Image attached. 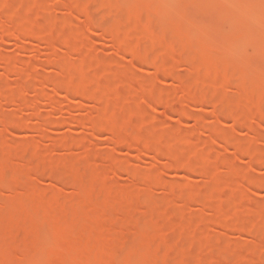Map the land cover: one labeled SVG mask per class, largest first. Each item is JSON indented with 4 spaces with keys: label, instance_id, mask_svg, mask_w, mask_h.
<instances>
[{
    "label": "rangeland",
    "instance_id": "obj_1",
    "mask_svg": "<svg viewBox=\"0 0 264 264\" xmlns=\"http://www.w3.org/2000/svg\"><path fill=\"white\" fill-rule=\"evenodd\" d=\"M152 1L153 0H122L120 4H116V0H98V5L101 7L99 9H102L101 3L105 6L109 5L108 8L112 6L116 9L118 7V10L112 11H119L120 17L111 16L109 9L103 5L105 9L107 8L108 10L103 9L104 11H100V15L106 17V19L103 20L104 22L100 21L101 25L92 27L93 25L89 26L86 22L87 20L85 21L86 18H84L85 14L89 11V9L86 10L87 7L85 8L88 4L86 3L88 0H0V57H4L3 62H0V92H4L3 95L5 93L8 94V96L10 95V98L13 97V100L11 99L12 102H7L10 101L9 98H7L8 100H2L4 97H1L2 99L0 98V113L2 112L0 118L3 116L6 120L9 117V120L6 121H4L3 118H1L2 120L0 119V141L3 142L2 144L0 143V148L3 149V151L1 150L0 152L3 154L2 156L0 154V231L2 235H5L2 236V238L0 236V264H14L20 257L26 258L16 261L19 262L21 260L22 262L20 261L21 263L19 262V264H44V262L45 264H53L54 262V264H60L61 262V264H63L65 258L70 259V256L72 258V253H74L75 260H77L76 257L78 256L75 255L77 251V249L76 251L74 249L75 245L77 247L80 245L81 247L83 246L82 249L84 253H87L88 250L89 252H93V256H95L97 260L99 259L97 256H100V254L104 255L103 252L108 247L107 249H110L109 252H111V255L108 256L107 254L108 260V258L113 256L112 253H114L115 250H119L118 248L121 247L123 243H126L128 239L132 240H129V248L127 247L126 253L124 254L126 256L110 258L109 260H113V262L110 261L111 264H193L190 263V261H193L194 264H200L199 259L202 257L201 264H264V119L262 121L259 120L260 115H258V120L257 117L254 118L251 116V118L253 117L255 120L251 119L253 121L250 120L251 122L245 125L240 124L241 122L236 120L235 114H230L231 111H235V109L236 111H245L242 113L247 114L249 111L255 112L253 109L256 104L253 101H255L257 97L264 98V93H262L264 92V48L261 46L264 44V41L261 42L264 40V0H256L259 2L256 8L255 5L253 6L252 4L255 0H251L253 7L250 8V5L249 7H247V5L244 10L242 9L243 11L238 6L236 7L234 5L233 7L237 9L233 7L228 8V6H226L228 0H216L215 3L218 2V8L215 10L205 9L199 13L200 16L198 17H194L195 14L190 17L188 16L193 22V26L188 30V37L184 33V31H186L184 22L188 15L186 12H189V10L186 11L187 3L189 5L190 2L193 3L198 0H173V2L171 0V3L167 2V4L165 2V7L160 13L150 10V6L155 4V2L157 3V1L159 2V0H154V3H152ZM200 1L204 4L207 2L208 4L209 0ZM211 1L212 0L209 2L211 3ZM236 1L239 0H235V2ZM82 4L84 6H82ZM31 6L38 7L36 12L39 13V18L35 16L37 14L35 8L33 7L34 9H32ZM27 7H30L34 12H30V8H28L29 12H27L28 9L27 11L25 10ZM89 7L93 9V11H97L98 8L92 4H90ZM137 12H143L144 16L138 15V17H135V13ZM4 13L6 18L4 17ZM133 16L135 18H133ZM34 17H37L38 21L36 20L37 18L34 19ZM27 19L32 23L28 22ZM127 19L129 21H127ZM194 19L196 20L195 22ZM252 22L253 24L255 22L257 25L259 24L258 26L261 32L258 30L259 32L257 31L255 33H257L260 38L262 37V40L258 38L261 41L257 39L259 41L257 45L253 46L255 42H252V45L249 44L251 47L248 46L246 41H243V43L242 41L239 43L235 41L234 43V40L237 39L236 37L241 36V29H239L238 26L242 24L243 27L246 28L245 25L248 24L253 28ZM11 24L15 27L13 28L18 31L19 29H21V31L26 30V27L23 26H27L28 28L31 26L30 28H34L35 30H32L37 33L32 31L31 36L27 31H25L27 34L24 32L23 34L19 31L20 34L18 33V36L15 35V37L13 35L16 33H4L7 26L9 25V27H11ZM116 25H119L118 28ZM9 27L8 29L12 28ZM112 27H114L112 33H117L115 36L112 35L114 36V42L117 40L121 42V44H125V46H128L126 49H129L128 51L130 52L126 51L124 47L125 53L118 51V47H116L118 43H113V41L108 38L109 35L106 36V34H104L108 31L107 29L110 30L111 28L112 30ZM1 28L5 29L1 30ZM119 28L122 29L123 32L124 28H126L123 33L124 35H121L122 32ZM248 28L250 27H247V29ZM109 32L110 31H108L107 34H109ZM33 34L35 35L33 36ZM249 34L251 33L249 32ZM249 34L246 33L248 38L250 37ZM257 34H254V36ZM117 35L118 37H116ZM246 35L244 34L242 38ZM255 37L257 38V36ZM36 38L40 39L41 42L35 40ZM183 38H187V40L185 39L186 43H193L192 46L190 45L191 43L188 44L190 46L187 47V51L183 50V52H181L179 48H172L174 44L178 43L177 45H181V39ZM245 39L246 38H243V40ZM252 39L250 41H252ZM44 43L46 44L44 45ZM240 44H243V47ZM258 44L261 47H259ZM137 45L138 49L135 48L136 50H133L136 55L134 54L132 56V49ZM153 45L154 47H151ZM130 46H132V49ZM147 46H149V48ZM160 46L162 48H160ZM143 47L147 48L145 51L150 48H152L153 51L150 49L147 52L144 51L145 55L144 53L141 55ZM154 51L156 52L155 56L159 59L158 64L155 63V65L153 64L155 61L153 59L155 57L154 55H152L154 56L153 58L150 57V59L152 58L151 62L147 61V58L150 60V54L148 55V53L154 54ZM232 51L233 53H231ZM138 52L139 55H137ZM174 52L177 54L175 56H178V54L181 55L179 64L175 61L177 64L175 66L173 64ZM230 53L232 55H230ZM136 56L140 57L137 58ZM144 57L146 58V62L142 59ZM188 57L193 58L190 59ZM4 60H6L5 64ZM164 61L168 63L166 62L167 64H165ZM189 61L190 63L192 61L190 65ZM161 62L163 64H161ZM211 62H218L217 68L221 67V70H215V64H211ZM195 63L196 65L198 63V72L197 69L195 70ZM55 65L59 67L57 68ZM168 65L173 67L171 68L169 66L167 68ZM212 65H214L213 67L215 68H213ZM200 66L202 67L201 69ZM161 67H163L164 70L160 72L159 75V69L157 70V68L161 69ZM206 68H208L207 71L209 70L208 74H205L207 73ZM226 68V71H228L229 68L230 70L233 68L237 74L236 80L231 83L229 82V84H225L228 82L223 81ZM213 69L217 71L218 75L222 73L219 75V77L222 76V78H217V80L219 79L218 81H216V78L212 79V77H214L213 72L212 76L209 75ZM224 71L225 73H223ZM199 73H201L200 78H202L201 81L204 82V85H202L201 82V84L195 88L196 85L193 82L195 81V75L198 74L199 76ZM189 78L190 80H188ZM81 79H84L85 82L83 80V83ZM122 80L125 82L122 83ZM215 81L217 83L219 81L221 83L223 82V85H219ZM180 82L185 88L183 86L181 87ZM205 83H207L206 86ZM26 84H36L37 86H28ZM83 84L85 85L84 89L86 91L84 97L81 96L77 88L84 86ZM193 84L195 86H193ZM177 87L180 89L183 88L184 90L182 89L180 92V89ZM192 87H194L195 91L197 89V91L191 94L189 92ZM186 88H189L190 91ZM241 88L244 92L240 91ZM200 89L201 91H198ZM102 90L107 92L108 98L111 96L108 99L110 102H107L108 100L105 101L107 95L103 94L105 92ZM245 90L249 91L251 100L254 96L255 99L253 98L251 101ZM100 91H102L104 96L106 95L105 99H103L104 102L103 100L101 101L105 104L106 102L108 103L104 108L102 107L103 103L101 104L100 102L97 107L94 102H97V95L99 97L102 96ZM250 92H253L254 96H252L253 94ZM150 93H152V97H154L153 95L156 96L150 98ZM183 93H187L188 95ZM261 93L263 97H261ZM239 94H242L243 97ZM245 94H247L248 98ZM93 96H95V100ZM163 96L167 97L164 98ZM205 97H208V100L215 97L213 98L215 99L214 104L226 103L225 105L227 106H224L226 108L228 107L227 110H232L228 112L225 110L226 108L223 109L221 106L216 107L217 105H210L211 103L207 105V98L205 99ZM216 97L220 99L218 100ZM102 98L103 97H101V99ZM243 98H246L247 101H242L244 100ZM248 99L255 104L253 107L251 106L252 103H249L250 101L248 102ZM118 100L121 102L117 103ZM24 102L25 105L27 103V106L30 107L24 106ZM262 103H264V99ZM50 104L55 105V108L51 107ZM109 105L111 106L110 111H112L110 113L107 109ZM250 106L251 109L249 108ZM221 109H223V112L227 111L230 115H228V113L226 114V112L222 113ZM116 110L119 115L116 113ZM176 111H179V113ZM251 112H249V115L252 114ZM103 113H105V117L102 116ZM100 115V119H97ZM110 115H114L115 117H110V119ZM116 116L120 120L117 119ZM91 121H94L95 124L99 123L100 126L109 123L108 125L110 127L108 125H106V127L108 126L113 130L115 129L114 132L117 131L119 137L127 138V134L131 133V136H134L133 138L135 139L142 135L140 139H143V142L145 141L144 143H150V146L148 147L147 144L142 142L143 147L135 149L136 147H129L125 142L123 143L127 147L123 145V143L120 145L121 141L118 142L119 144L117 142L114 143V141H112V136L109 135L107 131L105 132L102 129H97V127L96 129L92 128L91 126L94 122ZM257 121H259V123H256ZM81 122L82 124L78 125ZM119 124H123L121 128ZM118 127L119 129H117ZM218 130L221 134H219ZM213 134H217L218 136H214ZM222 134L229 138L231 137V139H236V141L233 140L235 145L233 141L232 143L228 141L229 145H226L224 136H221ZM150 135L155 141L149 138L151 137ZM189 138L191 142H189ZM239 142L240 145L248 144L246 147L243 145L245 149L248 148L249 145L252 147L251 149L254 148V154H247L250 147L246 149L247 153H242L239 149L237 150L238 146H240ZM33 143L36 148L32 145ZM3 146L8 149H4ZM141 149L143 151H140ZM24 150L29 155H25L26 153ZM249 151L252 150L249 149ZM27 156L29 157L26 158ZM190 156H192V158ZM206 157L208 158L206 159ZM111 159L115 162H112ZM179 160H182V162L185 161V164L188 163V160H191L189 162L193 163L196 169L198 166L199 169L205 166L208 171L204 167V170L202 169L204 172L203 174H201V170L197 171L196 169L190 171L187 169L186 171L182 170L184 168L182 167L181 169L182 162L180 163ZM82 161L85 165L87 164L86 166L89 170L84 171L85 168L82 170ZM103 161H105V163ZM205 162H207V164ZM201 163L203 166H201ZM39 164L40 167L37 166V169L42 167L45 170L47 166L48 168L52 167L61 171V174L64 173L63 175L67 178L69 177L68 181L70 179L73 181L84 180V184L87 183L89 185L86 184L87 190L85 196L79 197L76 192L77 190L71 185V182H54L55 180H51L48 174L46 175V173L44 174L43 172L37 174L32 172L33 174L31 175L29 168ZM125 165H127V169H125ZM13 167H18L19 170L22 171L21 174L23 176L25 175L24 178L20 176L23 181L19 180L20 178L17 179L18 176L13 173H5L6 168V170L9 169L8 171L10 172ZM92 170L93 172H91ZM205 170L208 172L207 174ZM58 172L56 173L58 174ZM198 172H200V174ZM93 173H95V175ZM96 175H98L99 178ZM207 175L210 176L208 177ZM27 176L30 177L27 178ZM95 176L97 178H95ZM62 177L63 176H61V178ZM225 182L227 183L225 184ZM187 184L188 186H186ZM15 186L17 189H15ZM184 187L185 189H183ZM92 188L94 190L96 189L95 193ZM90 189H92L91 193H89ZM138 189L140 191L139 193ZM92 192L94 194H92ZM49 193L50 196L48 195L49 197H45V195ZM32 194H34V196L35 194L36 196L40 195L41 198H45H43V200H45L46 206L48 205L47 211L50 215L45 212L46 206L44 203H42L45 206L43 207L44 210L41 207L42 204L40 205L38 203L36 205L33 202L28 203V197L30 198L28 195H31V198H33L34 196ZM101 194L103 196H101ZM133 198L136 201H133ZM219 198L225 201L222 202ZM214 199L218 200L215 201ZM49 202L51 204H49ZM116 202H118L120 206H123L120 208ZM32 204L36 206L39 205L40 207H38V209H42L43 214L40 210L39 213L41 215H38V209L36 210L37 207L31 206ZM52 205L55 211H61V213L64 211L62 214L67 213V215H70L68 218L66 215H63L64 218L60 221L62 224L59 222L60 224L57 223V225H55L54 222H52L51 224L54 225H50L52 228H49L47 235L41 232L39 233V227L42 222H44V215L46 214V217H53L51 216L54 211L53 208H51ZM122 207L125 209H122ZM28 208H31V210ZM76 210L79 212H77L76 216H72L71 213H74ZM30 212L31 214L28 216ZM122 213H124V215H122ZM176 213L178 217L175 215ZM117 214V218L121 217L119 218L120 220L124 219V221L121 220L119 222L124 224L123 227L122 225L120 227V224L117 223L114 224L113 228L111 223L110 225L112 227L110 226V228L112 229H110V231H113L109 232L110 235L107 236L102 233L103 238H100L101 234H98L96 229L98 228L99 230L102 224H104L101 218H104V216L108 217V215L109 217H112V215L116 217ZM145 215H147L146 217L148 220L145 219ZM172 215L177 218L175 217V219ZM36 216L37 218H40V216L43 218L41 217L42 219L39 222ZM63 216L60 215V218ZM49 218H47V220H49ZM172 218H174V220H172ZM26 219H29L31 224H29ZM7 221H11V224H7ZM12 221L14 222L13 225ZM25 221L27 226L24 223ZM35 221L38 225L40 224L39 227L36 225ZM154 222L157 223L155 224ZM169 222L171 225H169ZM32 223H34L33 225L36 227L32 226ZM83 223L87 227V231L85 230L86 233L82 235L85 242L81 237L76 235V231L80 226H83ZM2 224L5 227L2 226ZM125 224H127L126 227H124ZM115 225L117 226L115 227ZM131 225L132 227L130 229ZM13 226L15 227L13 228ZM167 226H173V228L171 227L170 230ZM54 227L57 228L55 229ZM257 227L259 229H257ZM75 229L77 230L75 231ZM93 231H96L95 234L97 235H92ZM74 232L76 234H74ZM128 234L136 235H133V238H129ZM137 235L138 238L136 239ZM50 236L52 238H50ZM78 237L79 240L81 238L82 241L76 240ZM140 237L145 243L140 241L142 240ZM149 237L151 240L152 237L154 238L152 241L155 246L152 247L153 244H150L152 243L150 242L151 240L147 239ZM156 238H158V240ZM24 240L31 244V247L33 246L32 244H34V247L38 244L41 245V247L30 250L29 252L31 253H28L29 256H27V253L23 254L22 250L21 252L19 251V246H23L21 242ZM72 240H76L79 243L76 242L73 247L74 250L69 248ZM11 241L14 243L13 247ZM138 241H140L139 243L141 244H139ZM158 241H160L162 245L164 244L165 250L168 249L164 253L166 256V252L170 253H168V258L161 253L160 254L165 257H163L164 259H161V257L159 259L157 256L159 251L158 246L160 244ZM131 242L133 244H131ZM166 242L167 245L165 244ZM193 243L196 248L198 247L197 249L193 246ZM52 244L55 247H53ZM55 244H58V246ZM139 245L141 246L139 247ZM14 247L15 249L19 248V255L16 253L17 251L14 250ZM44 247H46L45 250ZM103 248L105 249L102 250ZM85 249H87V252ZM216 249H218L219 252ZM78 250L80 249L78 248ZM95 250L96 253H94ZM97 251L101 253L98 254ZM130 252L135 255L133 256ZM191 253L193 257H191ZM217 253L218 255L216 256ZM128 254L130 258L127 257ZM240 254L243 257L245 256L244 260L243 257L242 259L238 257ZM223 255L225 257H223ZM15 256H17V259ZM186 256L188 258H185ZM198 256L199 259H197ZM234 256L236 258H234ZM96 258H94V261L92 259H87V262L84 261L86 264H90L89 262L94 264L93 262L97 263V261H95ZM215 258L217 259L216 261ZM103 259L105 258H102V260ZM142 259L144 260L141 261ZM187 260H189V263H187Z\"/></svg>",
    "mask_w": 264,
    "mask_h": 264
},
{
    "label": "bare ground",
    "instance_id": "obj_2",
    "mask_svg": "<svg viewBox=\"0 0 264 264\" xmlns=\"http://www.w3.org/2000/svg\"><path fill=\"white\" fill-rule=\"evenodd\" d=\"M72 1H76V0H72ZM121 1H122V0H121ZM121 1H120V0H116V4H117V3L120 4ZM199 1H200V0L195 1V2H193V3L190 2L189 5H188V3H187V7H186L187 9H186V11L189 10V12H188V11L186 12L188 15H187V18H186V20H185V22H184V24H185V30H186V31H184V33L186 34L187 37H188V33H189V31H188L189 28H190L191 26H193V24H192L193 22H192V20L189 18L191 15L193 16V15L195 14L194 17H195V16L198 17V16H200L199 13L202 12V11H204L205 9L215 10L216 8H218V5H217L218 2L215 3L216 0H212L211 3L209 2V1H210V0H209V1H208V4H207V2L205 3L206 5H205L204 3H202L201 1H200V2H199ZM204 1H205V0H204ZM165 2H166V4H167V2H170V3H171V0H159V2H158V1H157V3L155 2V4H153L152 6H150L151 8H150V7H149V8H150V10H152L153 12L160 13V12L163 11V8L165 7V6H164V5H165ZM172 2H173V0H172ZM28 3H29V2H28ZM28 3H27V4H28ZM33 3H34V2H33ZM35 3H36V2H35ZM86 3H88L89 5L92 4V5L96 6V7H98V8H97V11H96V10L93 11V9H91V8L89 7L88 4H87L88 6H87V5L85 6V8L87 7L86 10L89 9L88 12L86 11L87 13L85 12L86 14H85V17H84V18H86L85 21L87 20V21H86L87 24H88L89 26H92V25H93L92 27H94L95 25H96V26L101 25V24H100V21L104 22L103 20L106 19V17L101 16V15H100V11H102L103 9H105V7L108 8V6H109L108 4H109V3L107 4L108 6H105L104 4L101 3L102 9H99V8H101V7H99L100 5H98V3H99L98 0H88V2H86ZM112 3H113V2H112ZM152 3H154V0L152 1ZM251 3H252L251 0H239V1H236V2H235V0H228V1L226 2V6H228V8H232L233 5H234V6H236V7L238 6L241 10H242V9L244 10V8H246L247 5H248L247 7H249V5H250V8H252V7L255 5V8H256V6L259 4V2L256 1V0L253 1V3H252L253 6H252ZM30 5H31V3H30ZM30 5H28V6H30ZM33 5H34V4H33ZM35 5H36V4H35ZM38 5H39V4H38ZM38 5H37V6H38ZM103 5H104L105 7H104ZM111 5H112V4H111ZM219 5H220V3H219ZM37 6H36V7H37ZM40 6H41V5H40ZM82 6H84V5L82 4ZM113 6H114V5H113ZM230 6H231V7H230ZM25 7H26V5H25ZM31 7H32V6H31ZM33 7H34V6H33ZM33 7H32V9L35 8V12H36V11H37L36 9H38L39 6H38L37 8H36V7L33 8ZM224 7H225V5H224ZM236 7H233V8H236ZM257 7H258V6H257ZM14 8H15V7H14ZM28 8H30V7L25 8V10L27 11ZM107 8H106V9H107ZM114 8H115V7H112V6H111L110 8H108L110 12H109V11H107V12L111 13V16H113V17H117V16L120 15V14H119V11H112V10H118V9H117L118 7H117L116 9H114ZM203 8H204V9H203ZM239 8H238V9H239ZM106 9H105V10H106ZM108 9H107V10H108ZM236 9H237V8H236ZM16 10H17V9H16ZM90 10H91V11H90ZM137 10H139V9H137ZM211 10H210V11H211ZM241 10H240V12H241ZM243 10H242V11H243ZM31 11L34 12V10H31V8H30V12H31ZM103 11H104V10H103ZM142 11H143V10H142ZM152 11H151V12H152ZM206 11H207V10H206ZM208 11H209V10H208ZM221 11H222V10H221ZM223 11H224V10H223ZM225 11H226V10H225ZM227 11H228V9H227ZM236 11H238V10H236ZM27 12H29V9H28ZM105 12H106V11H105ZM132 12H133V10H132ZM192 12H193V13H192ZM36 13H37V12H36ZM133 13H134V12H133ZM156 13H155V14H156ZM184 13H185V12H184ZM191 13H192V14H191ZM112 14H113V15H112ZM152 14H153V13H152ZM34 15H35V14H34ZM38 15H39V13H37L35 16H37V17L39 18ZM121 15H122V14H121ZM135 15H136L135 17H138V15H139V16H144L143 12H137V13H135ZM26 16H27V15H26ZM31 16H32V15H31ZM111 16H110V17H111ZM188 16H189V17H188ZM4 17L6 18L5 13H4ZM37 17H34V19H36ZM108 17H109V16H108ZM113 17H112V18H113ZM119 17H120V16H119ZM135 17L133 16V18H135ZM27 18H28V17H27ZM30 18H31V17H30ZM38 18L36 19L37 21H38ZM127 18H128V17H127ZM133 18H132V19H133ZM181 18H182V17H181ZM108 19H109V18H108ZM119 19H120V18H119ZM122 19H123V18H122ZM182 19H183V18H182ZM184 19H185V17H184ZM27 21H28V19H27ZM123 21H124V20H123ZM127 21H129V20L127 19ZM189 21H190V22H189ZM195 21H196V20L194 19V22H195ZM28 22H30V21H28ZM33 22H34V21H33ZM182 22H183V21H182ZM256 22H257V21H256ZM256 22L254 23V24H256V25H254L253 22H252V26H253V28H251V25H248V24H246V23H245V24H246L247 26L244 24L246 28H244L242 24L239 25L238 27H239V29H241V36H240L241 38H240L239 36H237V37H236L237 39L235 38L236 40H234V43H235V41H236L237 43H239V42H241V41H242V43H243V41H246V43H248V46H249V44L252 45V42H255V43H256V44L254 43L253 46L257 45V43H258L259 41L262 40V39H261L262 37L260 38V37L258 36V34L255 33V32H257L258 30L260 31V28H259V26H258L259 24L257 25ZM25 23H26V20H25ZM30 23H32V22H30ZM35 23H36V22H35ZM106 23H107V22H106ZM8 24H9V23H8ZM27 24H28V23H27ZM27 24H26V25H27ZM191 24H192V25H191ZM9 25H10V24H9ZM9 25H8V26L6 25V26H7V29L4 30V33H5V32H7V33H8V32H11L12 34H13V33H16V34L13 35V36L15 37V35H17V34L19 33V31L22 32V33H23V32L25 33V31H27V32L30 33L31 36H32V31H33L32 29H34V28H30L31 26H29V28H28L27 26H23V27H26V30L21 31V29H19V31H18L17 29H14L15 27L12 26V24H11V27H12V28L9 27ZM16 25H17V24H16ZM112 26H113V25H112ZM118 26H119V25H118ZM118 26L116 25L117 28H118ZM195 26H196V25H195ZM260 26H261V24H260ZM262 26H263V25H262ZM2 27H3V26H2ZM4 27H5V26H4ZM8 27L11 28V29H8ZM13 27H14V28H13ZM106 27H107V26H106ZM114 27H115V26H114ZM114 27H112V30H111V28H110V30L107 29V28H106V29L112 33ZM136 27H137V25H136ZM182 27H183V26H182ZM247 27H250V28L247 29ZM27 28H28V29H27ZM108 28H109V26H108ZM122 28H123V27H122ZM258 28H259V29H258ZM262 28H263V27H262ZM3 29H5V28H3ZM3 29L1 28V30H3ZM23 29H24V28H23ZM115 29H116V28H115ZM119 29H120V28H119ZM119 29H118V33H119ZM125 29H126V28H124V32H125ZM193 29H194V28H193ZM252 29H253V31H252ZM7 30H9V31H7ZM34 30H35V29H34ZM104 30H105V29H104ZM147 30H148V29H147ZM191 30H192V29H191ZM194 30H195V29H194ZM197 30H198V29H197ZM249 30H250V31H249ZM108 31L105 32L104 34H106V36L109 35L108 38H110V40H112L113 43H115V44H116V42L118 43V44H116L117 46L114 44L116 47H118V49H117L118 51H121V53H122V52L125 53L124 50H125L126 48H128V46H125V44H121V42H119V41H117V40L114 42V38H113V37H114L117 33H115V34L112 33V34H111V33L109 32V34H107ZM115 31H116V30H115ZM120 31L122 32V34H121V33H120V34H121V35H124V34H123V33H124L123 30L120 29ZM143 31H144V30H143ZM170 31H171V30H170ZM170 31H169V32H170ZM222 31H223V30H222ZM259 31H258V32H259ZM27 32H26L25 34H27ZM33 32H35V31H33ZM102 32H103V31H102ZM249 32H250L251 34H249ZM260 32H261V31H260ZM24 33H23V34H24ZM35 33H37V32H35ZM146 33H147V31H146ZM182 33H183V32H182ZM184 33H183V34H184ZM246 33H248V34L250 35V37H249L250 39L248 38V36L246 35ZM19 34H20V33H19ZM30 34H28V35H30ZM38 34H39V33H38ZM104 34H103V35H104ZM120 34H119V36H120ZM185 34H184V35H185ZM192 34H193V33H192ZM242 34H243V35H242ZM244 34H245L247 37L245 36V37H243V38H246V39H248V40H246V39L243 40L242 36H244ZM254 34H257V35H255V36H257V38L254 36ZM10 35H11V34H10ZM28 35H27V36H28ZM34 35H35V34H33V36H34ZM80 35H81V34H80ZM84 35H85V34H84ZM112 35H114V36H112ZM259 35H260V33H259ZM263 35H264V34H263ZM17 36H18V35H17ZM37 36H38V35H37ZM37 36H36V37H37ZM177 36H178V35H177ZM177 36H176V39H177ZM179 36H180V35H179ZM261 36H262V34H261ZM116 37H118V35H117ZM183 37H184V36H183ZM189 37H190V36H189ZM34 38H35V37H34ZM252 38H254V39H252ZM255 38H256V39H255ZM258 38L261 39V40H259ZM30 39H32V38H30ZM79 39H80V38H79ZM185 39L187 40V38H185ZM185 39H184V38L181 39V41H182V44H181V45H177V44H178V43H177V44H174V46H173L172 48H179V51L183 52V50H186L188 46H190V45L192 46V45H193V43H191L190 41H189V42H190L191 44H190V43H186V42H185ZM251 39H252V41H250ZM257 39H258L259 41H258ZM263 39H264V37H263ZM35 40H37V41L39 40V41L41 42V40L38 39V38H36ZM70 40H71V39H70ZM149 40H150V38H149ZM42 41L44 42L43 39H42ZM79 41H80V40H79ZM121 41H122V40H121ZM152 41H153V40H152ZM177 41H178V40H177ZM177 41H176V42H177ZM204 41H205V40H204ZM248 41H250V42H248ZM263 41H264V40H262L261 42H263ZM40 42H39V43H40ZM261 42H260V43H261ZM82 43H83V42H82ZM45 44H46V43H44V45H45ZM172 44H173V43H172ZM188 44H190V45H188ZM198 44H199V43H198ZM198 44H197V45H198ZM151 45H152V44H151ZM161 45H162V44H161ZM175 45H176V47H175ZM240 45H241V44H240ZM263 45H264V44H263ZM263 45H261L262 48H264ZM47 46H49V45L47 44ZM140 46H141V45H140ZM140 46H139V47H140ZM163 46H164V45H163ZM241 46L243 47V44H242ZM253 46H252V47H253ZM258 46L261 47L259 44H258ZM258 46H257V47H258ZM123 47H124L125 49H123ZM130 47H131V49H132V46H130ZM137 47H138V45H137L136 47L134 46L133 49H132V52H133V50L138 49ZM147 47L149 48V46H147ZM151 47H154V45L151 46ZM232 47H233V45H232ZM234 47H235V46H234ZM249 47H251V46H249ZM49 48H50V46H49ZM135 48H136V49H135ZM140 48H141V47H140ZM144 48H145V47H143V50H142V52H141V53H142L141 55H143V53H144V55H145V52L149 51L150 49L153 51L152 48H150V49L147 50V51H145L147 48H145V49H144ZM160 48H162V47L160 46ZM160 48H158V49L161 50ZM181 48H182V49H181ZM262 48H261V49H262ZM164 49H165V48H164ZM191 49H192V47H191ZM252 49H253V48H252ZM256 49H257V48H256ZM128 50H129V49H128ZM128 50L126 49V51H128ZM159 50H158V51H159ZM194 50H195V49H194ZM263 50H264V49H263ZM144 51H145V52H144ZM164 51H166V50H164ZM186 51H187V50H186ZM223 51H224V50H223ZM235 51H236V50H235ZM235 51H234V52H235ZM258 51H259V50H258ZM128 52H130V51H128ZM134 52H135V51H134ZM134 52L132 53V56L135 54ZM150 52H151V51H150ZM189 52H190V51H189ZM236 52H237V51H236ZM153 53H154V54H152V53H148V55L150 54L149 59H150V57L153 58V57L155 56V53H156V52L154 51ZM174 53H175V54H174ZM174 53H173V54H174V55H173V57H174V62H173V64H174V66H175V65L179 64V61H180V59H181V58H180L181 55L178 54V56H175V55H177V54H176V52H174ZM179 53H180V52H179ZM198 53H199V52H198ZM231 53H233V51H232ZM231 53H230V55H232ZM259 53H260V52H259ZM180 54H182V53H180ZM234 54H235V53H234ZM238 54H239V53H238ZM135 55H136V54H135ZM137 55H139V52H138ZM148 55H147V56H148ZM152 55H154V56H152ZM227 56H229V55H227ZM134 57H135V56H134ZM136 57H137V56H136ZM139 57H140V56H138L137 58H139ZM206 57H207V56H206ZM206 57H205V58H206ZM225 57H226V56H225ZM3 58H4V57H2V58L0 57V62H3ZM152 58H151V59H152ZM155 58H156V59H155ZM188 58H190V57H188ZM192 58H193V57H192ZM192 58H190V59H192ZM6 59H7V58H6ZM135 59H136V58H135ZM142 59H143V61L146 62V60H145L146 58H145V57L142 58ZM151 59L148 60V58H147V61L151 62ZM153 59L155 60L153 64H154V65H155V63L158 64V62H159L158 57L155 56ZM172 59H173V58H172ZM184 59H185V58H184ZM206 59H207V58H206ZM240 59H241V58H240ZM7 60H8V59H7ZM138 60H139V59H138ZM140 60H141V59H140ZM185 60H187V59H185ZM237 60H238V59H237ZM152 61H153V60H152ZM160 61H162V60H160ZM175 61H176L177 64L175 63ZM193 61H194V59H193ZM212 61H214V60H212ZM215 61H216V60H215ZM5 62H6V60H4V64H5ZM145 62H144V63H145ZM164 62H165V64L168 63L167 61H164ZM166 62H167V63H166ZM197 62L199 63L198 60H197ZM246 62H247V61H246ZM191 63H192V61H191ZM191 63H190V61H189V65H190ZM198 63H197V65H198ZM202 63H203V62H202ZM207 63H208V62H207ZM4 64H3V65H4ZM56 64H57V63H56ZM58 64H59V63H58ZM161 64H163V63L161 62ZM211 64H215V67H216V68L213 67L214 65H212V67L215 68V70H218V69L221 70V67L217 68V67H218V64H219L218 62H216V63L211 62ZM133 65H134V64H133ZM138 65H139V64H138ZM138 65H137V66H138ZM146 65H147V64H146ZM193 65H194V64H193ZM193 65H192V66H193ZM195 65H196V63H195ZM197 65L195 66V70L197 69V72H198L199 69H198V66H197ZM201 65H202V64H201ZM1 66H2V65H1ZM6 66H7V65H6ZM143 66H144V65H143ZM148 66H149V65H148ZM169 66H170V65H168L167 68H168ZM7 67H8V66H7ZM55 67H57V66L55 65ZM58 67H59V66H58ZM58 67H57V68H58ZM101 67H102V66H101ZM149 67H150V66H149ZM158 67H159V66H158ZM170 67H171V66H170ZM172 67H173V66H172ZM172 67H171V68H172ZM190 67H191V66H190ZM196 67H197V68H196ZM203 67H204V65H203ZM205 67H206V66H205ZM201 68H202V67L200 66V69H201ZM95 69H96V67H95ZM97 69H98V68H97ZM158 69H159V72H158V73H159V75H160V72H162L164 69H163V67H161L162 70H161L160 68H157V70H158ZM207 69H208V68H206V71H207ZM262 69H263V68H262ZM93 70H94V69H93ZM160 70H161V71H160ZM191 70H192V68H191ZM193 70H194V66H193ZM195 70H194V71H195ZM203 70H204V69H203ZM211 70H212V69H211ZM215 70L213 69V71H211V74H209V75L212 76V72H213V73H214V77H212V79H215V78H216V81H218V80L220 79V77L222 78V76L219 77V75H221L222 73L218 75L217 71H215ZM220 70H219V71H220ZM226 70H227V68L225 69V71H226ZM219 71H218V72H219ZM225 71H224L223 73H225ZM208 72H209V70H208L207 73H205V74H208ZM215 72H216V74H215ZM156 73H157V71H156ZM191 74H192V73H191ZM200 75H201V73H199V76H198V74L195 75V76H196V77H195V81L193 82V83L196 85V86H195V85L193 84V86H195V88H196L198 85H200L201 82H202V85H204V84H203L204 82L201 81L202 78H200V77H201ZM202 75H203V73H202ZM217 75H218V76H217ZM260 75H261V74H260ZM193 76H194V75H193ZM210 76H209V79H210ZM215 76H217V77H215ZM223 76H224L225 78L223 77L224 80H223V79H222V80H223L224 82H226V81L228 82V83H225V84H229V82L231 83V82H233V81L236 80V76H237V74H236V72L233 70V68H232V70H230V68H229V70L226 71L225 75H223ZM263 76H264V75H263ZM186 78H187V77H186ZM217 78H219V79L217 80ZM192 79H193V78H192ZM192 79H191V80H192ZM261 79H262V78H261ZM263 79H264V78H263ZM83 80H84V79H83ZM83 80L81 79L82 82H83ZM176 80H178V79H176ZM179 80H180V79H179ZM188 80H190V78H189ZM182 81H183V80H182ZM182 81H181V82H182ZM206 81H207V79H206ZM210 81H211V80H210ZM216 81H215V82H216ZM84 82H85V80H84ZM84 82H83V83H84ZM119 82H120V81H119ZM124 82H125V81H124ZM124 82H123V80H122V83H124ZM128 82H129V81H128ZM181 82H180V83H181ZM183 82H184V81H183ZM183 82H182V83H183ZM187 82H188V81H187ZM126 83H127V82H126ZM182 83H181L180 85H181V87H182V86L184 87V85H182ZM184 83H186V82H184ZM184 83H183V84H184ZM198 83H199V84H198ZM210 83H212V82H210ZM213 83H214V80H213ZM216 83H217V82H216ZM222 83H223V82H222ZM222 83L219 81L217 84H219V85H223ZM244 83H245V82H244ZM120 84H121V83H120ZM127 84H128V83H127ZM148 84H149V83H148ZM178 84H179V82H178ZM206 84H207V83H205V86H206ZM214 84H215V83H214ZM217 84H216V85H217ZM26 85H28V86H37L36 84H26ZM83 85H84V84H83ZM123 85H124V84H123ZM125 85H126V84H125ZM150 85H151V84H150ZM211 85H212V84H211ZM256 85H257V84H256ZM260 85H261V84H260ZM38 86H39V85H38ZM126 86H127V85H126ZM40 87H41V86H40ZM80 87H81V86H80ZM80 87H77V88L79 89V92L81 93V96L84 97V96L86 95V93H85L86 91H85V89H84V88H85V85L82 86L81 88H80ZM202 87H204V86H202ZM253 87H254V86H253ZM256 87H257V86H256ZM262 87H263V86H262ZM152 88H153V86H152ZM177 88H178V87H177ZM184 88H185V87H184ZM199 88H200V87H199ZM242 88H243V87H242ZM242 88H241L240 91H243ZM80 89H81V90H80ZM99 89H102V88H99ZM103 89H104V88H103ZM178 89H180V88H178ZM182 89H183V88H181L179 91L181 92ZM186 89H189V88H186ZM203 89H204V88H203ZM203 89H202V90H203ZM256 89H257V88H256ZM256 89H255V90H256ZM258 89H259V88H258ZM153 90H154V89H153ZM183 90H184V89H183ZM251 90H252V89H251ZM260 90H261V89H260ZM102 91L105 92L104 90H102ZM102 91H100L101 94H102ZM187 91H188V90H187ZM189 91H190V89H189ZM191 91H192V92H191ZM191 91L189 92V93H191V94L195 91V90H194V87L191 88ZM196 91H197V89H196ZM196 91H195V92H196ZM198 91H201V89L198 90ZM245 91H246V90H245ZM252 91H254V90H252ZM98 92H99V91H98ZM154 92H155V90H154ZM202 92H203V91H202ZM204 92H205V91H204ZM243 92H244V91H243ZM246 92L248 93V97H249V91H246ZM0 93H1V94H0V95H1L0 98H1V97H4L3 99L1 98L2 100H6L7 98H9L10 101H7V102H12V100H13L12 98H13V97L10 98V95L8 96V94L5 93L6 96H7V97H6L5 94L3 95L4 92H0ZM40 93H41V92H40ZM106 93H107V92H105V93H103V94H106ZM156 93H157V92H156ZM250 93L253 94V92H250ZM258 93H259V92H258ZM262 93H264V92H262ZM262 93H261V94H262ZM103 94H102V96L99 94L101 97H103L102 99H101V97H99L98 95H97V96L95 95L98 104H97L96 101H94V102H95V104L97 105V107H98V105L100 104V102H101V104L104 102L103 99H105V96H106L107 94H106L105 96H104ZM150 94H151V95H150ZM150 94H149V95H150V98H151V97H152V93H150ZM181 94H182V93H181ZM183 94H187V93H183ZM208 94H209V93H208ZM243 94H244V93H243ZM251 94H250V95H251ZM134 95H136V94H134ZM187 95H188V94H187ZM239 95L241 96L242 94H239ZM239 95H238V97H239ZM245 95H246V97H247V94H245ZM256 95H259V94H256ZM45 96H46V95H45ZM95 96H93V97H94V100H95ZM136 96H137V95H136ZM153 96L155 97L156 95H153ZM158 96H159V93H158ZM158 96H157V97H158ZM160 96H161V95H160ZM183 96H184V95H183ZM210 96H211V95H210ZM252 96H254V94H253ZM260 96H261V95H260ZM5 97H6V98H5ZM93 97H92V99H93ZM110 97H111V96H110ZM110 97H109V98H110ZM112 97H113V96H112ZM114 97H115V96H114ZM154 97H152V98H154ZM157 97H156V98H157ZM163 97L166 98L167 96H166V97L163 96ZM200 97H201V96H200ZM211 97H212V96H211ZM241 97H243V95H242ZM248 97H247V98H248ZM261 97H263V94H262ZM99 98H100V99H99ZM109 98H108V95H107V99H105V101H107ZM137 98H138V97H137ZM158 98H159V97H158ZM164 98H163V99H164ZM206 98H207V99H206ZM209 98H210V97H209ZM213 98H215V97H213ZM213 98H211V99L208 100V97H205V99L207 100V105H209L210 103H211L210 105H213V104H214L215 99H213ZM216 98H217V97H216ZM253 98L255 99V96H254ZM253 98H252V100H253ZM258 98H259V100H258ZM11 99H12V100H11ZM14 99H17V98H14ZM92 99H91V100H92ZM98 99H99L100 101H99ZM114 99H115V98H114ZM116 99H117V98H116ZM118 99H119V98H118ZM160 99H161V98H160ZM217 99L219 100L220 98H217ZM217 99H216V100H217ZM243 99H244V98H243ZM249 99H250V97H249ZM249 99H248V102L251 100V99H250V100H249ZM260 99H261V100H260ZM263 99H264V98L257 97V98L255 99V101H253L256 105L253 104V103L251 102L252 100L249 102V103H252V104H251L252 107L255 105V107H254L253 110H255L256 113H255L254 111H253V112L249 111V112L252 113L251 115H249V114H250L249 112H248V114H247V113H242V112H245V111H242V112L239 111V110L236 111V109L234 108L235 111H233L232 109H229L230 111L232 110L230 114H231V115H232V114H233V115L235 114L234 116H235L236 120H238V121L241 122L240 124L248 125V122H251V121L255 120L254 118H256V117H257V120H258V115H260V119H259V120L262 121V120L264 119V103H262ZM7 100H8V99H7ZM17 100H18V99H17ZM101 100H103V102H102ZM111 100H112V99H111ZM120 100H121V99H120ZM137 100H139V99H137ZM203 100H204V99H203ZM203 100H202V101H203ZM206 100H204V101H206ZM218 100H217V102H218ZM241 100H242V99H241ZM245 100H246V98H245L244 100H242V101H245ZM256 100H257V103H256ZM112 101H114V100H112ZM116 101H117V100H116ZM161 101H162V100H161ZM202 101H201V103H202ZM220 101H221V100H220ZM220 101H219V102H220ZM246 101H247V100H246ZM246 101H245V102H246ZM258 101H259V103H258ZM107 102H110V101L108 100ZM107 102H106V104H108ZM120 102H121V101L118 100L117 103H120ZM163 102H164V101H163ZM166 102H167V101H166ZM226 102H227V101H226ZM51 103L54 104L53 102H51ZM114 103H116V102L114 101ZM139 103H140V102H139ZM222 103H224V102H222ZM106 104L103 103V104H102L103 106H102V105H101V106L104 108V106L106 107ZM121 104H122V103H121ZM166 104H167V103H166ZM205 104H206V102H205ZM225 104H226V103H225ZM225 104H220V103H219V104H214V105H217L216 107H220V106H221V108L225 109V108H226L225 106H227V105H225ZM227 104H228V103H227ZM27 105H28V104L26 103V105H25V102H24V106H26V107H30V106H27ZM50 105H51V104H50ZM164 105H165V104H164ZM224 105H225V106H224ZM54 106H55V105H51V107H54ZM124 106H125V105H124ZM228 106H229V104H228ZM251 106L249 107L250 109H251ZM102 107H99V108H102ZM107 107H108L107 109L109 110V113L112 112V111H110V107H111V106L109 105V106H107ZM119 107H120V106H119ZM137 107H138V106H137ZM230 107H232V106H230ZM54 108H55V107H54ZM121 108H122V106H121ZM124 108H125V107H124ZM245 108H246V107H245ZM249 108H248V109H249ZM118 109H119V108H118ZM137 109H138V108H137ZM174 109H175V107H174ZM174 109H173V110H174ZM176 109H177V108H176ZM223 109H221V110H222V113H225V112H226V114H227L228 112H230V111L227 110L228 107L225 109V110H227L228 112H227V111L223 112ZM111 110H112V109H111ZM119 110H121V109H119ZM177 110H178V109H177ZM0 111H1V110H0ZM123 111H124V110H123ZM179 111H180V110H179ZM179 111H178V112L176 111V112L179 113ZM34 112H35V111H34ZM100 112H101V111H100ZM131 112H132V111H131ZM240 112H241V113H240ZM1 113H2V112H1ZM1 113H0V115H1ZM97 113H98V112H97ZM101 113H102V112H101ZM116 113H117V110H116ZM116 113H115V114H116ZM180 113H181V112H180ZM254 113H255V114H254ZM104 114H105V113H103V115H102L103 117L106 116V115H104ZM117 114H118V113H117ZM134 114H135V113H134ZM230 114L228 113V115H230ZM246 114H247V115H246ZM3 115H4V114H3ZM118 115H119V114H118ZM118 115H117V116H118ZM127 115H128V114H127ZM256 115H257V116H256ZM117 116H116V118H117ZM134 116H136V115H134ZM251 116H253L254 118H253V117L251 118ZM95 117H96V116H95ZM100 117H101V115L98 116L97 119H100ZM110 117H115V116H114V115H113V116L110 115L109 118H110ZM120 117H121V116H120ZM122 117H123V116H122ZM127 117H128V116H127ZM1 118H3V116H2ZM1 118H0V119H1ZM6 118H7V117H6ZM3 119H4V121H6V120H9V117H8V119H6V120H5V117H4ZM95 119H96V118H95ZM110 119H111V118H110ZM117 119H119V118H117ZM124 119H125V118H124ZM124 119H123V120H124ZM251 119H253V120H251ZM1 120H2V119H1ZM112 120H113V119H112ZM119 120H120V119H119ZM123 120H121V121H123ZM125 120H126V119H125ZM250 120H251V121H250ZM7 122H8V121H7ZM76 122H77V121H76ZM91 122H94V121H91ZM106 123H107V122H106ZM117 123H120V122H117ZM117 123H116V124H117ZM122 123H123V122H122ZM256 123H259V121H257ZM260 123H261V122H260ZM80 124H82V122L79 123L78 125H80ZM97 124H98V125H97ZM97 124H95V122H94V124H93L92 126H91V125H90V126H91L92 128H94V129H96V127H97V129H102V130H104L105 132L107 131V133H108L109 135L112 136V139H113L112 141H114V143H116V142L118 143V142L121 141V144H120V145H122V143L125 142L129 147H133V148L136 147L135 149L143 147V143H144L145 141L143 142V139H140V137H142V135H141V136H138L139 138L136 136L137 138L134 139V138H133L134 136H131V133H130V134H127V138H123V137H121V136H120V137L118 136L117 131L114 132L115 129L113 130L112 128H109V127H110V126L108 125L109 123H108V124H104V126H103V125L100 126L99 123H97ZM106 125H108L109 127H108V126L106 127ZM111 125H112V124H111ZM121 125H123V124H119L120 128L122 127ZM99 126L102 127V128H100ZM114 126H115V125H114ZM98 127H99V128H98ZM105 127H106V128H105ZM115 127H116V126H115ZM124 128H125V127H124ZM105 129H106V130H105ZM117 129H119V127H118ZM214 129H215V128H214ZM218 131H219V130H218ZM218 131H217V132H218ZM124 132H126V131H124ZM217 132H215V133H217ZM114 133H115V134H114ZM116 133H117V134H116ZM127 133H129V132H127ZM213 133H214V131H213ZM219 134H221L220 131H219ZM119 135H120V134H119ZM133 135H134V134H133ZM139 135H140V134H139ZM191 135H192V134H191ZM213 135H214V134H213ZM143 136H144V135H143ZM150 136H151V135H150ZM163 136H164V135H163ZM214 136H218V135L215 134ZM219 136H220V135H219ZM221 136H224V139H225V141H226V143H225L226 145H229L230 142L232 143L233 140L236 141V139H231V137L229 138L228 136H225V135H223V134H222ZM131 137H132L134 140H133ZM153 137H154V136H153ZM158 137H160V136H158ZM158 137H157V138H158ZM161 137H162V136H161ZM174 137H175V136H174ZM1 138H2V137H1ZM144 138H145V137H144ZM149 138H152V136L149 137ZM2 139H3V138H2ZM152 139H153V138H152ZM152 139H151V140H152ZM160 139H161V138H160ZM67 140H68V139H67ZM144 140H146V139H144ZM147 140H150V139H147ZM153 140H154V139H153ZM161 140H162V139H161ZM3 141H4V140H3ZM75 141H77V140H75ZM154 141H155V140H154ZM162 141H163V140H162ZM228 141H229V143H228ZM68 142H69V141H68ZM68 142H67V143H68ZM142 142H143V143H142ZM150 142H151V141H150ZM152 142H153V141H152ZM157 142H159V141H157ZM189 142H191V141H190V138H189ZM0 143L2 144L3 142L0 141ZM80 143H81V142H80ZM159 143H160V142H159ZM227 143H228V144H227ZM233 143H234V145H235V142H234V141H233ZM243 143H244V142H243ZM250 143H251V142H250ZM1 144H0V145H1ZM118 144H119V143H118ZM144 144H147V143H144ZM153 144H154V143H153ZM236 144H237V142H236ZM241 144H242V142H241ZM251 144H252V143H251ZM5 145H6V144H5ZM32 145H34V143H33ZM123 145H125V144L123 143ZM147 145H148V147H149V146H150V143H148ZM147 145H146V146H147ZM154 145H155V144H154ZM239 145H240V142H239ZM243 145H244V144L238 146L237 150L239 149V151H242V153H243V152H244V153H247V152H248L247 154H250V155L254 154V151H253L254 148L251 149L252 147H250V145H249L250 148H249V147H248V148H249L250 150H252V151H249V149L246 148V149H248V151H247V150L245 149V147H246L248 144L244 145L245 147H244ZM34 146H35V145H34ZM125 146H126V145H125ZM146 146H145V147H146ZM156 146H157V145H156ZM251 146H252V145H251ZM1 147H2V146H1ZM7 147H8V145H7ZM7 147H6V148H7ZM68 147H69V146H68ZM126 147H127V146H126ZM236 147H237V146H236ZM3 148H4V146H3ZM6 148H4V149H6ZM15 148H16V147H15ZM31 148H32V146H31ZM35 148H36V146H35ZM71 148H72V147H71ZM151 148H152V147H151ZM154 148H155V147H154ZM7 149H8V148H7ZM11 149H12V148H11ZM148 149H149V148H148ZM1 150L3 151L2 148H0V152H1ZM144 150H145V149H144ZM151 150H152V149H151ZM157 150H158V149H157ZM4 151H5V150H4ZM140 151H143V150L141 149ZM246 151H247V152H246ZM10 152H11V150H10ZM24 152H25V150H24ZM151 152H152V151H151ZM159 152H160V151H159ZM25 153H26L25 155H29V154H27V152H25ZM154 153H156V152H154ZM239 153H241V152H239ZM0 154H1V153H0ZM32 154H33V153H32ZM177 154H179V153H177ZM2 155H3V154H1V156H2ZM257 155H258V154H257ZM4 156H5V155H4ZM172 156H173V155H172ZM174 156H175V153H174ZM174 156H173V159H174ZM179 156H180V155H179ZM179 156H178V157H179ZM196 156H197V155H196ZM196 156H195V157H196ZM201 156H202V155H201ZM255 156H256V154H255ZM259 156H260V155H259ZM28 157H29V156H27L26 158H28ZM88 157H89V156H88ZM170 157H171V156H170ZM190 157L192 158V156H190ZM1 158H2V157H1ZM168 158H169V157H168ZM171 158H172V157H171ZM171 158H170V159H171ZM175 158H176V157H175ZM179 158H180V157H179ZM183 158H184V157H183ZM187 158H188V157H187ZM193 158H194V156H193ZM196 158H197V157H196ZM200 158H201V157H200ZM207 158H208V157H206V159H207ZM89 159H90V158H89ZM184 159H186V158H184ZM197 159H199V158H197ZM206 159H205V161H206ZM221 159H222V158H221ZM258 159H260V158H258ZM111 160H112V159H111ZM120 160H121V159H120ZM177 160H178V159H177ZM194 160H195V159H194ZM218 160H219V158H218ZM260 160H262V159H260ZM83 161H84V160H83ZM83 161H82V163H83ZM101 161H102V159H101ZM109 161H110V160H109ZM109 161H108V162H109ZM168 161H169V159H168ZM171 161H172V160H171ZM171 161H170V162H171ZM179 161H180V163L182 162V160H179ZM179 161H178V162H179ZM183 161H184V160H183ZM186 161H187V160H186ZM189 161H191V160H188V163H187V164H185V163H186L185 161H184L185 163L182 162V164H181L182 166H181L180 164H178V163H175V164L180 165V166H181V169H182V167H183L184 169H182V170H185V171H186V169H187L188 171H190V170H195V169H196V168L194 167L195 165H193V163H190ZM200 161H202V160H200ZM214 161H215V160H214ZM263 161H264V160H263ZM103 162L105 163V161H103ZM112 162H115V161L112 160ZM176 162H177V161H176ZM196 162H197V161H196ZM198 162H199V161H198ZM203 162H204V159H203ZM208 162H209V161H208ZM210 162H211V161H210ZM216 162H217V159H216ZM79 163H81V162H79ZM82 163H81V164H82ZM173 163H174V162H173ZM183 163H184V164H183ZM205 163L207 164V162H205ZM227 163H228V162H227ZM17 164H18V163H17ZM102 164H103V163H102ZM113 164H114V163H113ZM113 164H112V165H113ZM122 164H123V163H122ZM209 164H210V163H209ZM222 164H223V163H222ZM41 165H42V164H41ZM76 165H77V164H76ZM84 165H85V164L83 163V165L81 166L82 170H83V168H85L84 171L89 170V169L87 168V166H86L87 164H86L85 166H84ZM109 165H110V164H109ZM119 165H120V164H119ZM198 165H200V164H198ZM198 165H196V166H198ZM5 166H6V165H5ZM26 166H27V165H26ZM37 166L40 167V164H39V165L32 166L31 168H29L31 175H32L33 173H34V174H37V173H42V172H43L44 174L46 173V175L48 174V176L51 178V180H52V179H53V181L55 180L54 182H56V181H57V182H61V183H70V182H71V185L77 190L76 192L78 193L79 197H80V196H85V192H86V190H87L86 188H87V185H88V184H87V183H86L87 185L84 184V180H82V181H75V180H74V181H73L72 179H70V180L68 181L69 177L67 178L66 176L63 175L64 173L61 174V171H59V170H57V169H54V168H52V167H49V168L52 169V170H51V169L48 168V166L46 167L45 170H44V168H42V167L39 168V169H37ZM125 166H126L125 169H127V165H125ZM180 166H179V167H180ZM201 166H203L202 163H201ZM210 166H211V165H210ZM91 167H92V166H91ZM108 167H109V166H108ZM203 167L205 168V166H203ZM203 167H200L201 169H199V166H198V168H197L196 170H197V171H198V170H201V174H203V173H204V172H203V170H204ZM212 167H213V166H212ZM2 168H3V166H2ZM15 168H16V167L11 168V171H10V172L8 171L9 169L6 170V169H7V168H6V169H5V173H6V172H8L7 174H9V173L12 174V173H13L14 175H17V176H18L17 179L20 178L19 180L23 181V180L21 179L20 176H22V177L24 178L25 175L23 176V175L21 174L22 171L19 170L18 167H17L16 169H15ZM27 168H28V167H27ZM86 168H87V169H86ZM89 168H90V167H89ZM193 168H194V169H193ZM208 168H209V167H208ZM0 169H1V167H0ZM40 169L43 170V171H41ZM202 169H203V170H202ZM205 169L207 170V167H206ZM210 169H211V168H210ZM38 170H39V171H38ZM49 170H51L52 172L49 171ZM54 170H55V171H54ZM206 170H205V173L207 174L208 172H206ZM12 171H13V172H12ZM44 171H45V172H44ZM46 171H47L48 173H47ZM58 171H59V172H58ZM126 171H127V170H126ZM128 171H129V170H128ZM207 171H208V170H207ZM209 171H211V170H209ZM0 172H1V170H0ZM32 172H33V173H32ZM56 172H58L59 175H58ZM79 172H80V171H79ZM79 172H78V173H79ZM81 172H82V171H81ZM91 172H93V170H92ZM17 173H18V174H17ZM75 173H76V172H75ZM198 173L200 174V172H198ZM209 173H210V172H209ZM0 174H1V173H0ZM20 174H21V175H20ZM49 174H50L51 176H50ZM90 174H91V173H90ZM93 174L95 175V173H93ZM60 175L63 176V177L61 178ZM70 175H71V174H70ZM153 175H154V174H153ZM68 176H69V174H68ZM96 176L99 178L98 175H96ZM96 176H95V178H97ZM151 176H152V175H151ZM202 176H203V175H202ZM207 176H208V175H207ZM207 176H206V177H207ZM209 176H210V175H209ZM209 176H208V177H209ZM29 177H30V176H27V178H29ZM59 177H60V178H59ZM71 177H72V176H71ZM155 177H156V176H155ZM15 178H16V177H15ZM66 178H67V179H66ZM133 178H134V176H133ZM65 179H66V182H65ZM153 179H154V176H153ZM157 179H158V178H157ZM207 179H208V178H207ZM15 180H16V179H15ZM24 180H25V179H24ZM59 180H60V181H59ZM61 180H62V181H61ZM148 180H149V179H148ZM213 180H214V179H213ZM140 181H141V180H140ZM147 182H148V181H147ZM216 182H217V181H216ZM218 182H219V181H218ZM138 183H139V182H138ZM226 183H227V182H225V184H226ZM229 183H230V182H229ZM143 184H144V183H143ZM143 184H142V185H143ZM219 184H220V183H219ZM14 185H15V184H14ZM182 185H183V184H182ZM223 185H224V184H223ZM228 185H229V184H228ZM228 185H227V186H228ZM263 185H264V183H263ZM88 186H89V185H88ZM90 186H91V185H90ZM137 186H139V185H137ZM183 186H184V185H183ZM186 186H188V184H187ZM186 186H185V187H186ZM202 186H203V185H202ZM229 186H230V185H229ZM229 186H228V187H229ZM15 187H16V186H15ZM139 187H140V186H139ZM141 187H142V186H141ZM144 187H145V186H144ZM185 187H184L183 189H185ZM223 187H224V186H223ZM228 187H227V188H228ZM231 187H232V186H231ZM89 188H90V187H89ZM177 188H178V187H177ZM15 189H17V187H16ZM92 189H93V188H92ZM92 189H90V192H89V193H91ZM106 189H107V188H106ZM106 189H105V190H106ZM140 189H141V188H140ZM178 189H179V188H178ZM231 189H232V188H231ZM235 189H236V188H235ZM93 190H94V189H93ZM135 190H137V189H135ZM135 190H134V191H135ZM145 190H147V189H145ZM186 190H187V189H186ZM36 191H37V190H36ZM95 191H96V189L94 190V193H95ZM142 191H143V190H142ZM142 191H141V192H142ZM184 191H185V190H184ZM222 191H223V190H222ZM47 192H48V191H47ZM49 192H51V191H49ZM103 192H104V191H103ZM103 192H102V193H103ZM129 192H130V191H129ZM139 192H140V191H139V189H138V193H139ZM144 192H145V191H144ZM171 192H172V191H171ZM35 193H36V192H35ZM39 193H40V192H39ZM94 193L92 192V194H94ZM183 193H184V192H183ZM221 193H223V192H221ZM221 193H220V194H221ZM86 194H87V193H86ZM92 194H91V196H92ZM111 194H112V193H111ZM111 194H110V196H111ZM113 194H114V193H113ZM136 194H137V193H136ZM141 194H142V193H141ZM143 194H144V193H143ZM225 194H226V193H225ZM32 195L34 196V194H32ZM46 195H47V196H46ZM46 195H45V197H49V196H50V193H49V194H46ZM48 195H49V196H48ZM145 195H146V193H145ZM28 196H30V198L28 197V201H29V202H28V201H25V202H28V203L33 202V203L36 204V205H37L38 203H39L40 205H41L42 203H44L45 206H46V202H45V200H43L44 197L41 198L40 195L36 196V194H35V196L33 197V198H34V200H33V198H31V195H28ZM101 196H103V195L101 194ZM132 196H134V195H132ZM139 196H141V195H139ZM139 196H138V197H139ZM35 197H36V200H35ZM141 197H142V196H141ZM147 197H148V196H147ZM222 197H223V195H222ZM222 197H220V198H222ZM40 198H41V199H40ZM220 198H219V200H220ZM223 198H224V197H223ZM29 199H31V200H29ZM44 199H45V198H44ZM133 199H134V198H133ZM139 199H140V198H139ZM144 199H145V198H144ZM46 200H47V198H46ZM48 200H49V199H48ZM142 200H143V199H142ZM174 200H175V199H174ZM214 200L217 201L218 199H217V200L214 199ZM221 200H222V202L225 201V200H223V199H221ZM221 200H220V201H221ZM227 200H229V199H227ZM133 201H136V200L134 199ZM138 201H140V200H138ZM112 202H114V201H112ZM28 203H27V204H28ZM53 203H54V202H53ZM53 203H52V204H53ZM78 203H79V202H78ZM116 203H118V202H116ZM135 203H136V202H135ZM171 203H172V201H171ZM49 204H51V203L49 202ZM123 204H124V203H123ZM175 204H176V202H175ZM175 204H174V205H175ZM218 204H219V203H218ZM36 205H33V204H32L31 206H36ZM76 205H77V204H76ZM117 205H119V203H118ZM117 205H116V206H117ZM23 206H24V205H23ZM25 206H26V205H25ZM28 206H29V204H28ZM28 206H27V207H28ZM31 206H30V207H31ZM45 206L42 204L41 207H42L43 210H44L43 207H45ZM47 206H48V205H47ZM47 206H46V208H45V209H46V211H45L46 213H48V211H47V208H48V207H47ZM77 206H78V205H77ZM119 206H120V205H119ZM121 206H123V205H121ZM121 206H120V208H121ZM133 206H134V205H133ZM36 207H37V208H36V210H37L38 207H40V206L38 205V206H36ZM55 207H56V206H55ZM117 207H118V206H117ZM117 207H116V208H117ZM31 208H32V207H31ZM31 208H28V209L31 210ZM51 208H53V205L51 206ZM76 208H78V207H76ZM99 208H101V207H99ZM33 209H34V208H33ZM42 209L39 208V209L37 210L38 212L36 211L38 215L40 214V213H39L40 210H41V213H42ZM80 209H81V208H80ZM84 209H85V208H84ZM117 209H118V208H117ZM122 209H125V208L122 207ZM53 210L55 211L54 208H53ZM58 210H59V209H58ZM77 210H78V209H77ZM77 210L74 211V213H71L72 216H73V215L76 216L77 212H79V211H77ZM130 210H131V209H130ZM51 211H52V209H51ZM54 211L52 212L53 214L51 215V216H53L54 218H53V217H50V216L46 217V214L44 215V216L46 217V218L44 217L46 220H45L42 216H40V218H37V216H36V219H37V220L39 219V222L41 221L42 218H43V220H44V222H42V224H41L40 227H39L40 224L38 225V223L35 221V222H36V225L39 227V230L37 229V230L39 231V233L41 232V233H44V234L47 235V231H49V228H50V229L52 228L50 225H54V224L57 225V223L60 224V223H61L60 221L62 220V218H64L65 215H66L67 218H68V216L70 215V214L67 215V213H66V214H62L64 211H62V213H61V211H58V212H57V210H56V211H55L56 216H55ZM99 211H100V210H99ZM105 211H106V210H105ZM126 211H127V210H126ZM233 211H234V210H233ZM72 212H73V211H72ZM81 212H82V211H81ZM83 212H84V211H83ZM122 212H123V211H122ZM132 212H133V211H132ZM172 212H173V211H172ZM243 212H244V211H243ZM57 213H58V214H57ZM59 213H61V214H59ZM69 213H70V212H69ZM87 213H88V212H87ZM106 213H107V212H106ZM117 213H118V212H117ZM139 213H140V212H139ZM169 213H171V212H169ZM177 213H178V212H177ZM177 213H176L175 215H177ZM232 213H233V212H232ZM244 213H245V212H244ZM29 214H31V212L28 213V216H29ZM42 214H43V213H42ZM48 214H49V213H48ZM84 214H85V213H84ZM88 214H89V213H88ZM101 214H102V213H101ZM109 214H110V213H109ZM112 214H113V213H112ZM119 214H120V213H119ZM128 214H129V213H128ZM172 214H173V213H172ZM40 215H41V214H40ZM49 215H50V214H49ZM60 215H61V216L64 215V216L60 218ZM106 215H107V214H106ZM110 215H111V214H110ZM122 215H124V213H122ZM140 215H141V214H140ZM179 215H180V214H179ZM28 216H27V217H28ZM30 216H31V215H30ZM99 216H100V215H99ZM101 216H102V215H101ZM117 216H118V214L116 215V217H114V215H112V217H109V215H108V217H107V216H104L105 219H104V218H101V219L104 221V224H102V226H101V228H99V230H98V228H97V229L95 228V229L98 231L97 233H98V234H101L100 238H103V237H102V233L106 234V236H107V235H110L109 232H112V231H113V230L110 231V229H112V228H110V226H111L110 224H111V223H112L113 228H114V224L119 223L121 220L124 221V219H121V220H120L119 218H121V217L117 218ZM119 216H120V215H119ZM146 216H147V215H145V219L148 220ZM31 217H32V216H31ZM38 217H39V216H38ZM41 217H42V218H41ZM49 217H50L51 219H50ZM66 217H65V219H66ZM123 217H124V216H123ZM172 217L175 218L176 216L172 215ZM177 217H178V215H177ZM177 217H176V218H177ZM29 218H30V217H29ZM34 218H35V216H34ZM47 218H49V220H47ZM99 218H100V217H99ZM174 218H172V220H174ZM176 218H175V219H176ZM30 219H31V218H30ZM36 219H35V220H36ZM178 219H179V218H178ZM178 219H177V222H178ZM181 219H182V218H181ZM18 220H19V219H18ZM26 220H27V219H26ZM32 220H33V219H32ZM43 220H42V221H43ZM86 220H87V219H86ZM131 220H132V218H131ZM137 220H138V219H137ZM141 220H142V219H141ZM151 220H152V219H151ZM158 220H160V219H158ZM162 220H163V219H162ZM169 220H170V219H169ZM27 221L29 222V219H28ZM55 221H56V222H55ZM65 221H66V220H65ZM127 221H128V220H127ZM132 221H133V220H132ZM135 221H136V220H135ZM149 221H150V220H149ZM10 222H11V221H9V222L7 221V224L10 223ZM12 222H13V221H12ZM16 222H17V220H16ZM19 222H20V220H19ZM28 222H27V223H28ZM32 222H33V221H32ZM52 222H54V224H51ZM59 222H60V223H59ZM133 222H134V221H133ZM151 222H152V221H151ZM24 223L26 224V221H25ZM24 223H23V224H24ZM63 223H64V222H63ZM85 223H86V222H85ZM101 223H102V222H101ZM101 223H100V224H101ZM121 223H122V222H121ZM121 223H119V224H120V227H121V225H122V227H123L124 224H121ZM127 223H128V222H127ZM154 223H155V222H154ZM156 223H157V222H156ZM156 223H155V224H156ZM169 223H170V222H169ZM175 223H176V222H175ZM3 224L5 225V223H3ZM3 224H2V226H4ZM10 224H11V223H10ZM10 224H9V225H10ZM13 224H14V222L12 223V225H13ZM19 224H20V223H19ZM25 224H24V225H25ZM29 224H31V223L29 222ZM33 224H34V223H32V226L36 227V226L33 225ZM61 224H62V223H61ZM129 224H130V223H129ZM177 224H179V223H177ZM9 225H8V226H9ZM12 225H11V226H12ZM20 225H21V224H20ZM126 225H127V224H125L124 227H126ZM140 225H141V224H140ZM153 225H154V224H153ZM169 225H171V223H170ZM173 225H174V224H173ZM175 225H176V224H175ZM5 226H7V225H5ZM5 226H4V227H5ZM26 226H27V224H26ZM59 226H61V225H59ZM116 226H117V225H115V227H116ZM143 226H144V225H143ZM145 226H146V225H145ZM179 226H180V225H179ZM228 226H229V225H228ZM256 226H257V224H256ZM9 227H10V226H9ZM14 227H15V226H13V228H14ZM83 227H85V228H83ZM111 227H112V226H111ZM131 227H132V225L130 226V229H131ZM146 227H147V226H146ZM171 227L173 228V226H169V227L167 226V228H169L170 230H171ZM222 227H223V226H222ZM222 227H220V228H222ZM258 227H260V226H258ZM258 227H257V229H259ZM7 228H8V227H7ZM10 228H12V227H10ZM54 228H55V227H54ZM56 228H57V227H56ZM56 228H55V229H56ZM80 228H81V229H80ZM80 228H79L78 230L75 229V231L77 230V231H76L77 234H76L75 232H74V234H76V235H78L79 237L82 238V235H84V234L86 233V231H87V227H86L85 224L83 223V226H82V227L80 226ZM82 228H83V229H82ZM149 228H150V227H149ZM149 228H148V229H149ZM153 228H154V227H153ZM157 228H158V227H157ZM0 229H1V227H0ZM32 229H33V228H32ZM34 229H36V228H34ZM100 229H101V230H100ZM115 229H116V228H115ZM115 229H114V231H115ZM127 229H129V228H127ZM139 229H140V228H139ZM144 229H145V228H144ZM151 229H152V228H151ZM169 229H167V230H169ZM223 229H224V228H223ZM2 230H3V229H2ZM85 230H86V231H85ZM122 230H123V228H122ZM124 230H125V229H124ZM145 230H146V229H145ZM155 230H156V229H155ZM6 231H7V230H6ZM53 231H54V230H53ZM90 231H91V230H90ZM126 231H127V230H126ZM132 231H133V230H132ZM132 231H131V232H132ZM136 231H137V230H136ZM143 231H144V230H143ZM149 231H151V230H149ZM149 231H148V232H149ZM153 231H154V229H153ZM249 231H250V230H249ZM51 232H52V231H51ZM88 232H89V231H88ZM95 232H96V231H95ZM95 232L93 231V234H92V235H94ZM100 232H101V233H100ZM124 232H125V231H124ZM129 232H130V230H129ZM151 232H152V231H151ZM151 232H149V233H151ZM155 232H156V231H155ZM157 232H158V231H157ZM247 232H248V231H247ZM49 233H50V232H49ZM146 233H147V232H146ZM149 233H148V234H149ZM30 234H31V232H30ZM37 234H38V233H37ZM89 234H90V233H89ZM89 234H88V235H89ZM148 234H147V235H148ZM38 235H39V234H38ZM51 235H53V234L51 233ZM95 235H97V234H95ZM125 235H126V234H125ZM128 235H129V234H128ZM128 235H127V236H128ZM130 235H131V236H130ZM130 235H129V238H131V237L133 238V235H134V234H133V235L130 234ZM135 235H136V234H135ZM135 235H134V236H135ZM153 235H154V234H153ZM0 236H1V238H2V236H5V235H2V234H1V231H0ZM33 236H34V235H33ZM36 236H37V235H36ZM89 236H90V235H89ZM89 236H88V237H89ZM98 236H99V235H98ZM140 236H141V235H140ZM143 236H144V235H143ZM44 237H45V235H44ZM47 237H48V236H47ZM53 237H54V235H53ZM79 237H78L76 240H79ZM93 237H94V236H93ZM141 237H142V236H141ZM141 237H140V239H142ZM145 237H147V236H145ZM26 238H27V237H26ZM30 238H31V237H30ZM50 238H52V237L50 236ZM81 238H80V240L82 241L83 238H82V239H81ZM85 238H86V237H85ZM98 238H99V237H98ZM137 238H138V235H137L136 239H137ZM180 238H181V237H180ZM180 238H179V239H180ZM69 239H70V238H69ZM72 239H73V238H72ZM91 239H93V238H91ZM94 239H95V238H94ZM144 239H145V238H144ZM147 239H148V240H149V239L151 240L150 237L147 238ZM153 239H154V238L152 237V240H153ZM156 239L158 240V238H156ZM0 240H1V239H0ZM36 240H37V239H36ZM45 240H46V239H45ZM55 240H56V239H55ZM65 240H66V238H65ZM67 240H68V239H67ZM76 240H72V241H71V243H70L71 245H69V248H71V250L73 249V247H74V245L76 244V242L78 243V241H76ZM80 240H79V241H80ZM122 240H123V239H122ZM129 240L131 241L132 239H128L127 241H126V239H125L126 243H123V244L121 243L122 245H121V247H119V248H118V246H117V248H118L119 250H115V252L112 253L113 256H111L110 258H113V257H114V258H120L121 256H122V257H125L126 255H124V254L126 253L127 247L129 248V245H130V241H129ZM134 240H135V239H134ZM145 240H146V239H145ZM152 240L150 241V242H152V243H150V242L148 241L151 245L153 244V241H152ZM6 241H7V240H6ZM8 241H9V240H8ZM8 241H7V242H8ZM25 241H26V240H24L23 242H21V244H22L23 246L20 245V246H19L20 249H19V248H16V249H15V247H14V250L17 251V252H16L17 254H18L19 251L21 252V250H22L23 254H26V253L28 254V253H31V252H29L30 250H33L34 248H37V247H41V245H39V244H38V245H35L36 247H34V244H32L33 246L31 247V244H29L28 242H25ZM39 241H40V240H39ZM51 241H52V240H51ZM62 241H63V240H62ZM83 241H84V239H83ZM135 241H136V240H135ZM140 241L142 242L143 239L140 240ZM140 241H138V243H139ZM9 242H10V241H9ZM11 242H12V241H11ZM24 242H25V244H24ZM55 242H56V241H55ZM59 242H60V241H59ZM59 242H57V243H59ZM84 242H85V241H84ZM143 242L145 243V241H143ZM158 242L160 243V241H158ZM12 243H13V242H12ZM128 243H129V244H128ZM133 243H134V241H133ZM133 243L131 242V244H133ZM144 243H143V244H144ZM146 243H147V241H146ZM149 243H148V244H149ZM177 243H178V242H177ZM9 244H10V243H9ZM9 244H8V245H9ZM53 244H54V243H53ZM53 244H52V245H53ZM61 244H63V243H61ZM61 244H60V245H61ZM78 244H79V243H78ZM139 244H141V243H139ZM156 244H157V243H156ZM160 244H161V243H160ZM160 244H159V246H158V247H159V248H158L159 251H158L157 256L159 257V259H160V257H161V259H164L165 257L162 256L161 254H164L165 251H167L168 249L165 250L164 244H163V245L161 244L163 247H162ZM165 244L167 245V242H166ZM195 244H196V243H195ZM13 245H14V243L12 244V247H13ZM55 245L58 246V244H55ZM134 245H135V244H134ZM134 245H133V247H134ZM190 245H191V244H190ZM9 246H10V245H9ZM9 246H8V247H9ZM17 246H18V245H17ZM45 246H46V245H45ZM65 246H66V243H65ZM140 246H141V245H139V247H140ZM153 246H155V244H153L152 247H153ZM193 246H195L194 243H193ZM198 246H199V245H198ZM51 247H52V246H51ZM53 247H55V246L53 245ZM59 247H60V246H59ZM63 247H64V245H63ZM84 247H85V246H84ZM136 247H137V246H136ZM144 247H145V246H144ZM45 248H46V247H44V250H45ZM67 248H68V247H67ZM78 248L81 250V252H80V250H78ZM82 248H83V246L81 247V245L78 246V247L75 245V248H74V249H75V251H76V249H77V251H76V252L73 251V252H75V255H77V256L79 257V260H78V257H76L77 260H75L74 253H72V258H71V256H70V259H66V258H65V260L63 261V264H86L85 261H86L87 259H90L91 257H92V258H93V257L96 258L95 256H93V252L90 251V252H91V254H90L89 250H88V252H87V249H85V251H86L87 253H84V252H83L84 250H83ZM107 248H108V247H107ZM107 248H106V249H105V248L102 249V250L105 249L104 252H103L104 255H101V254H100L101 252L99 253V252L97 251V253L100 254V256H99L98 254H96V255H98L97 257H99V259L101 258L100 260H99V259L97 260V258L95 259V261H97V263L93 262V261H94V258H93V259L91 258V259L93 260L92 262H93L94 264H111V262H113V260H112V261L109 260L110 258H108L109 261L107 260V257H108L109 255H111V252H109L110 249H107ZM111 248H112V247H111ZM134 248H135V247H134ZM141 248H142V247H141ZM150 248H151V246H150ZM156 248H157V246H156ZM193 248H194V247H193ZM195 248H196V246H195ZM197 248H198V247H197ZM197 248H196V249H197ZM18 249H19V251H18ZM48 249H49V248H48ZM65 249H66V248H65ZM74 249H73V250H74ZM189 249H190V248H189ZM218 249H219V248H218ZM218 249H216V250L218 251ZM113 250H114V249H113ZM128 250H129V249H128ZM130 250H131V249H130ZM142 250H144V249H142ZM154 250H156V249H154ZM48 251H49V250H48ZM195 251H196V250H195ZM214 251H215V250H214ZM11 252H12V251H11ZM11 252H9V253H11ZM35 252H36V251H35ZM178 252H179V251H178ZM182 252H183V251H182ZM193 252H194V251H193ZM212 252H213V251H212ZM218 252H219V251H218ZM220 252H221V251H220ZM222 252H223V250H222ZM77 253H78V254H77ZM82 253H83V254H82ZM94 253H96V250L94 251ZM127 253H128V252H127ZM130 253H131V252H130ZM143 253H144V252H143ZM149 253H150V252H149ZM156 253H157V252H156ZM160 253H161V254H160ZM168 253H169V252H168ZM168 253L166 252L167 256L164 254L167 258H168V255L170 254V253H169V254H168ZM224 253H225V252H224ZM6 254H7V253H6ZM13 254H14V251H13ZM17 254H16V255H17ZM23 254H22V255H23ZM79 254H80V255L82 254V255L80 256ZM105 254H106V255H105ZM107 254H108V256H107ZM131 254H132V253H131ZM159 254H160V256H159ZM178 254H179V253H178ZM183 254H185V253H183ZM18 255H19V254H18ZM132 255L134 256L135 254H132ZM132 255H131V256H132ZM139 255H140V253H139ZM181 255H182V254H181ZM188 255H190V254H188ZM188 255H187V256H188ZM191 255H192V253H191ZM217 255H218V253L216 254V256H217ZM221 255H222V254H221ZM225 255H226V254H225ZM6 256H7V255H6ZM24 256H26V255H24ZM27 256H29V254H28ZM73 256H74V259H73ZM101 256H102V257H101ZM187 256H186L185 258H188ZM226 256H227V255H226ZM127 257L130 258V255L128 254ZM136 257H137V256H136ZM138 257H140V256H138ZM154 257H155V256H154ZM154 257H153V258H154ZM163 257H164V258H163ZM191 257H193V255H192ZM221 257H222V256H221ZM223 257H225V256L223 255ZM223 257H222V258H223ZM238 257H241V259H242L243 256H241V254H240ZM238 257H237V258H238ZM244 257H245V256H244ZM244 257H243V260H244ZM247 257H248V256H247ZM15 258L17 259V256H15ZM23 258H26V257H20L19 259L22 260ZM102 258H105V259L102 260ZM140 258H141V257H140ZM140 258H139V259H140ZM148 258H149V257H148ZM156 258H157V257H156ZM185 258L183 257L184 260H185ZM194 258H195V257H194ZM194 258H193V260H194ZM234 258H236V257L234 256ZM19 259H17L16 261H18ZM27 259H28V257H27ZM91 259H90V260H91ZM124 259H125V258H124ZM197 259H199V256H198ZM202 259H203V257L199 259V263H200V264H201ZM223 259H224V258H223ZM225 259H226V258H225ZM238 259H239V258H238ZM21 260H20V261H21ZM84 260H85V261H84ZM101 260H102V261H101ZM143 260H144V259H142L141 261H143ZM191 260H192V259H191ZM216 260H217V259L215 258V261H216ZM234 260H235V259H234ZM13 261H14V260H13ZM13 261H12V262H13ZM16 261H15L14 264H16V263L19 264L20 261H19V262H16ZM110 261H111V262H110ZM127 261H128V260H127ZM145 261H147V260H145ZM157 261H158V260H157ZM159 261H160V260H159ZM188 261H189V260H187V263H189ZM235 261H236V260H235ZM237 261H238V260H237ZM21 262H22V261H21ZM21 262H20V263H21ZM25 262H26V261H25ZM27 262H28V261H27ZM41 262H42V261H41ZM53 262H54V261H53ZM86 262H87V261H86ZM88 262H89V260H88ZM100 262H101V263H100ZM108 262H110V263H108ZM164 262H165V261H164ZM195 262H196V259H195ZM225 262H226V261H225ZM4 263H6V262H4ZM10 263H11V262H10ZM39 263H40V262H39ZM54 263H55V262H54ZM54 263H53V264H54ZM61 263H62V262H61ZM61 263H60V264H61ZM89 263L91 264V262H89ZM142 263H143V262H142ZM144 263H145V262H144ZM190 263H193V264H194L193 261H190ZM197 263H198V261H197ZM34 264H35V263H34ZM40 264H41V263H40ZM44 264H45V262H44ZM48 264H50V263H48ZM51 264H52V263H51ZM56 264H57V263H56ZM58 264H59V263H58ZM112 264H114V263H112ZM115 264H116V263H115ZM146 264H147V263H146ZM166 264H167V263H166ZM168 264H169V263H168ZM184 264H186V263H184Z\"/></svg>",
    "mask_w": 264,
    "mask_h": 264
}]
</instances>
